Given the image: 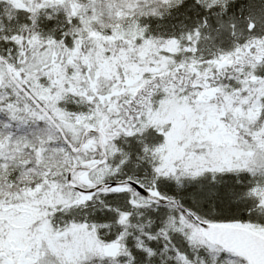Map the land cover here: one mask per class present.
I'll return each mask as SVG.
<instances>
[{
	"label": "snow or ice",
	"instance_id": "obj_1",
	"mask_svg": "<svg viewBox=\"0 0 264 264\" xmlns=\"http://www.w3.org/2000/svg\"><path fill=\"white\" fill-rule=\"evenodd\" d=\"M0 264H264V0H0Z\"/></svg>",
	"mask_w": 264,
	"mask_h": 264
}]
</instances>
